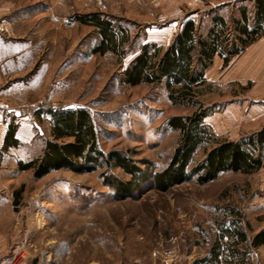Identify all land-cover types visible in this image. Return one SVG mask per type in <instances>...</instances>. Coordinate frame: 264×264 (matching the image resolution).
Segmentation results:
<instances>
[{
    "label": "rangeland",
    "instance_id": "obj_1",
    "mask_svg": "<svg viewBox=\"0 0 264 264\" xmlns=\"http://www.w3.org/2000/svg\"><path fill=\"white\" fill-rule=\"evenodd\" d=\"M252 1L0 0V116L5 133L17 123L20 142L8 151L0 147V236L6 235L0 264H167L171 249L170 264H192L209 253L220 224L234 219L231 211L240 213L250 237L262 230V169L222 173L205 185L193 176L166 192L148 180L124 200L107 182L130 181L118 166L89 173L63 169L43 178L19 169L20 162L40 157L51 139L50 116L35 114L44 106L88 110L102 151L121 152L151 172L167 166L178 144L180 134L166 127L167 120L199 106L212 109L204 121L218 137L256 133L262 127L264 37L228 63L216 55L193 106L174 104L165 81H124L143 45L165 51L189 20L205 35L212 18L222 15L231 28L225 36L233 41L240 8L252 13ZM91 14L128 29L123 54L94 52L98 29L77 19ZM204 155L197 151L190 171ZM249 252L255 264H264V251Z\"/></svg>",
    "mask_w": 264,
    "mask_h": 264
},
{
    "label": "trees",
    "instance_id": "obj_2",
    "mask_svg": "<svg viewBox=\"0 0 264 264\" xmlns=\"http://www.w3.org/2000/svg\"><path fill=\"white\" fill-rule=\"evenodd\" d=\"M252 3V13L247 6L240 8L241 19L234 22L233 41L230 36H225L231 29L229 23L225 17L217 15L212 18L211 28L205 35L198 32L194 20H189L165 51L156 44L143 45L140 54L125 71V83L137 86L165 81L174 104L196 105L198 87L205 84V71L216 55L228 63L247 46L264 37V0H253ZM77 19L98 29L100 41L95 53L123 54L121 48L129 40L128 29L98 14L78 16ZM212 113V109L199 106L191 115L169 118L166 127L179 132L178 144L167 166L151 172L121 152L102 151L96 125L88 110L44 106L35 114L38 118L43 114L50 116L51 139L45 140L40 157L28 163L20 162L19 169L32 170L36 178H43L63 169L89 173L118 166L131 176L128 182L107 181L119 200L132 196L148 180L156 190L166 192L190 181L193 176L199 184L205 185L222 173L253 174L261 170L264 166V126L254 134L226 139L216 136L205 124L204 119ZM19 144L17 123L11 122L2 150L8 151ZM199 149L204 150V158L190 171ZM18 194L19 191L15 193ZM231 212L234 219L228 224H220V234L209 253L192 264H252L248 252L264 247V229L250 237L238 219L240 213Z\"/></svg>",
    "mask_w": 264,
    "mask_h": 264
},
{
    "label": "crops",
    "instance_id": "obj_3",
    "mask_svg": "<svg viewBox=\"0 0 264 264\" xmlns=\"http://www.w3.org/2000/svg\"><path fill=\"white\" fill-rule=\"evenodd\" d=\"M184 4H186L187 6H197L199 4L198 0H183ZM2 63L3 60L0 59V86L1 84L4 82V73H3V68H2ZM262 127L264 126V38H262ZM209 116H207L205 119H207ZM204 119V120H205ZM206 122V121H204ZM205 124L209 125L210 127L212 126V123L206 122ZM6 125H4L3 121H2V117L0 116V147L2 146L3 142H4V138L6 135ZM261 127V128H262ZM212 128V127H211ZM259 128V129H261ZM217 131V130H214ZM2 132V133H1ZM217 134V133H216ZM221 136V135H219ZM260 171V170H259ZM262 216L264 217V166L262 167ZM264 220V218L262 219ZM264 229V226L262 227V230ZM5 234H3V236H0V259L2 260V255L4 254V242H5ZM260 250V251H264V247H260V248H256V250ZM253 250V249H252ZM248 256L250 257V261L251 263L255 264L254 262V255L251 254L250 252H248ZM2 264L3 261H2Z\"/></svg>",
    "mask_w": 264,
    "mask_h": 264
},
{
    "label": "built area",
    "instance_id": "obj_4",
    "mask_svg": "<svg viewBox=\"0 0 264 264\" xmlns=\"http://www.w3.org/2000/svg\"><path fill=\"white\" fill-rule=\"evenodd\" d=\"M166 263L167 264H170V262L175 258V250L174 249H171L169 251L166 252Z\"/></svg>",
    "mask_w": 264,
    "mask_h": 264
}]
</instances>
